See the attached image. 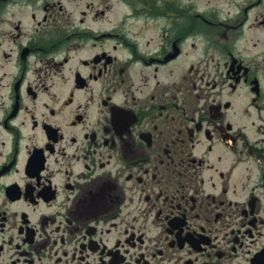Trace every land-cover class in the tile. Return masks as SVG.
Returning a JSON list of instances; mask_svg holds the SVG:
<instances>
[{"label":"flooded vegetation","instance_id":"af4514ba","mask_svg":"<svg viewBox=\"0 0 264 264\" xmlns=\"http://www.w3.org/2000/svg\"><path fill=\"white\" fill-rule=\"evenodd\" d=\"M0 264H264V0H0Z\"/></svg>","mask_w":264,"mask_h":264},{"label":"rangeland","instance_id":"374dc122","mask_svg":"<svg viewBox=\"0 0 264 264\" xmlns=\"http://www.w3.org/2000/svg\"><path fill=\"white\" fill-rule=\"evenodd\" d=\"M106 3H108V0H106ZM116 7V6H115ZM118 8V7H117Z\"/></svg>","mask_w":264,"mask_h":264}]
</instances>
